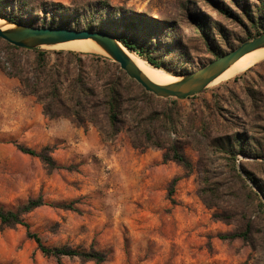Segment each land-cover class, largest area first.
<instances>
[{
  "label": "rangeland",
  "instance_id": "rangeland-1",
  "mask_svg": "<svg viewBox=\"0 0 264 264\" xmlns=\"http://www.w3.org/2000/svg\"><path fill=\"white\" fill-rule=\"evenodd\" d=\"M263 1L0 0V13L44 26L50 24L48 11L55 4L74 15L83 14L88 4H103L128 20H139L154 36L153 42H174L187 52V58L165 55L183 60V73H171L180 77L215 58L208 45L227 53L247 37L254 38L248 36L250 15ZM165 22L173 25L170 37L160 31ZM16 54L34 59L36 51L21 49ZM96 54L113 61L107 54ZM239 75L179 99L157 97L143 87L129 88L133 105L119 120L117 134L106 138L92 122L49 119L36 97L23 92L20 80L0 68V208L17 211L42 196L49 204L25 214L32 231L49 247L102 251L107 260L101 264L255 262L259 252L264 254V195L241 162L260 176L262 169L253 162H263L264 157L252 155L260 153V144L264 148V60ZM157 117H168L166 129ZM148 124L159 125L155 139L182 143L192 163L189 175L178 162L164 160L166 149L143 142ZM19 145L38 151L49 148L59 167L50 170ZM176 177L181 179L170 194ZM249 222L261 249L241 238H220L244 230ZM0 264L97 263L47 256L25 226L7 227L0 221Z\"/></svg>",
  "mask_w": 264,
  "mask_h": 264
},
{
  "label": "trees",
  "instance_id": "trees-1",
  "mask_svg": "<svg viewBox=\"0 0 264 264\" xmlns=\"http://www.w3.org/2000/svg\"><path fill=\"white\" fill-rule=\"evenodd\" d=\"M48 12L52 13V18L50 24H45L44 26L107 30L114 33L130 51L136 52L155 67L163 68L173 74L183 73L181 67L183 60L179 62L165 55L177 53L180 58H187V52L179 50L174 42L167 41L162 45L159 42H153L152 39L154 36L146 32V26L142 25L139 20H128L121 16L120 12H113L103 4H88L85 7V12L83 14L79 12L77 15H74L71 10H67L58 4H55V7ZM263 15L264 1L263 5L258 7L254 14L250 15L251 30L248 32L249 37H255L264 33ZM0 16L16 22L33 25L32 23L24 21L22 16L6 13H0ZM88 16H90V20ZM163 24L160 27L162 35L170 37L171 31H173V25L167 22ZM249 39L247 37L246 40ZM0 45L3 46H0V68L8 76L16 77L20 80L24 93L36 97L37 101L42 105L43 114L46 117L49 119L66 117L78 124L92 122L106 138H109L110 135L114 137L117 134L121 128L119 120H124V115H126L127 111L133 105L129 103L132 99L128 96L129 88H136L137 86L142 88L138 82L131 79L120 68L118 63L104 58L100 54L73 50L52 51L34 48L36 51L35 58L32 59L26 56L23 59L22 55L18 56L16 54V51L21 49L30 50L29 48L12 45L1 38ZM162 46L165 52L160 49ZM208 47L215 55L213 60L225 54V52L215 50L212 46L208 45ZM161 51L165 54H161ZM87 58H93L97 62L89 65L85 62ZM239 76H236L234 79H238ZM94 77L97 78L95 79ZM100 81L102 82L99 83ZM143 89L142 92L147 93ZM134 110L137 109L134 108ZM155 119V117L152 118V120ZM167 119L168 117L162 120L159 119V125L165 129L167 127L166 123L170 121ZM159 125L150 127L148 124L143 129V134L145 133V136H143L145 140L143 142L146 145H156L157 147L166 149L164 160L178 162L185 168L187 175H189L192 169V163L187 157L182 143L178 139H175L168 144V142L164 143L154 138L156 137V133L154 132H157ZM237 139L241 141L238 137ZM134 141L136 140L134 139ZM139 145L144 146L142 142ZM18 147L25 154L40 157L50 170L59 167L50 155L51 150L49 148L38 151L24 145H19ZM257 147V144L256 146L254 145V148ZM227 150L229 153L234 154L233 149L228 148ZM252 156L264 157V148H261V144L260 153ZM253 163L262 169L260 176L250 168H247L245 162H241V167L249 179L254 182V186L264 195V161ZM235 171H237L236 167ZM239 176L242 175L239 173ZM180 179L179 177L173 179L170 194H174L175 187ZM254 193L257 197L261 196L260 193ZM46 204L49 203L40 196L29 200L28 203L20 206L17 211L0 208V221L7 227L17 225L25 226L28 236L37 242L42 253L47 256H55L59 261L64 256L77 257L84 262L95 261L97 264H101L107 260V254L96 249L79 250L68 246H47L42 241V238L36 232L32 231L30 224L25 219V214ZM63 207L70 208L68 205H64ZM253 228L254 224L249 222L244 230L221 234L220 238L223 240L241 238L250 242L255 250L261 249V246L259 248L254 239ZM246 264H264V254L259 252V256L255 259V262L251 263L249 259Z\"/></svg>",
  "mask_w": 264,
  "mask_h": 264
},
{
  "label": "water",
  "instance_id": "water-1",
  "mask_svg": "<svg viewBox=\"0 0 264 264\" xmlns=\"http://www.w3.org/2000/svg\"><path fill=\"white\" fill-rule=\"evenodd\" d=\"M4 19L12 24V27L8 29L0 27V38L22 48L50 47L77 39H92L107 52L114 62L120 65V68L131 79L138 82L147 92L162 98H186L200 93L243 55L264 47V33H262L217 57L198 70L180 76V80L177 82L161 85L153 82L137 67L124 50L126 46L112 32L103 29L36 26Z\"/></svg>",
  "mask_w": 264,
  "mask_h": 264
},
{
  "label": "bare ground",
  "instance_id": "bare-ground-1",
  "mask_svg": "<svg viewBox=\"0 0 264 264\" xmlns=\"http://www.w3.org/2000/svg\"><path fill=\"white\" fill-rule=\"evenodd\" d=\"M0 27L2 29H8L12 27V24H10L7 20H5L3 17L0 16ZM55 46H58L60 49H64V50L107 54V52L92 39H77L62 44H58ZM50 47H54V46H50ZM124 50L129 55V57L134 61L137 67L153 82L161 85H168L180 80L178 76L173 75L164 69L155 67L150 62L146 61L144 58L139 56L138 54L128 50L126 47H124ZM263 60H264V47L257 48L243 55L240 59L234 62L212 84L216 82L233 79L239 74L246 72L254 65L262 62Z\"/></svg>",
  "mask_w": 264,
  "mask_h": 264
}]
</instances>
